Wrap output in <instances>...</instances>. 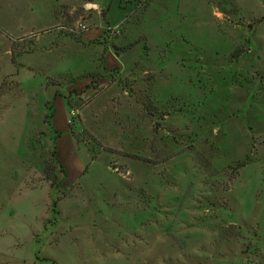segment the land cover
<instances>
[{
  "label": "rangeland",
  "instance_id": "374dc122",
  "mask_svg": "<svg viewBox=\"0 0 264 264\" xmlns=\"http://www.w3.org/2000/svg\"><path fill=\"white\" fill-rule=\"evenodd\" d=\"M92 1L0 0V264H264V0Z\"/></svg>",
  "mask_w": 264,
  "mask_h": 264
},
{
  "label": "crops",
  "instance_id": "0c3cea01",
  "mask_svg": "<svg viewBox=\"0 0 264 264\" xmlns=\"http://www.w3.org/2000/svg\"><path fill=\"white\" fill-rule=\"evenodd\" d=\"M141 1L142 0H118L117 2H116V0H110V3L109 4H107V7H103V8H101V10H99V8H100V6H99V3H97V2H95V1H92V2H90L92 5H95L96 6V8H93L94 10H97V11H99V13L106 19V16L108 17V11H109V9L111 8L112 10H110V12H109V14L111 15V13L113 12V11H116L115 12V15H112V19L109 17V19H106V27H108V28H115V27H117L122 21H124L125 19H126V17H127V15L128 14H130L135 8H137V6L138 5H140V3H141ZM105 9V10H104ZM124 9H128V12L127 11H124V14L125 15H123V17H121L120 19H119V16H117V12H119V14H120V11H122V10H124ZM131 11V12H130ZM130 12V13H129ZM102 13H104V14H102ZM128 13V14H127ZM114 19H117V21L115 22V23H112L113 21L112 20H114ZM81 37V40L83 41V42H86V41H89V40H91V39H88L87 40V38H84V37H82V35L80 36ZM84 40H86V41H84ZM79 45H80V43H79ZM113 52H114V54L116 55V56H118V53H116L114 50H113ZM114 60V59H113ZM92 61V63L94 62L93 60H91ZM115 62V61H114ZM116 63H114V65H112L111 63H110V61L109 60H105L104 61V66L106 67V68H111L112 66H118V65H115ZM89 84V83H88ZM87 85V84H86ZM85 85V86H86ZM84 86V87H85ZM54 98V97H53ZM52 101L50 102V105L52 106ZM69 106V105H68ZM70 110H71V108H70ZM51 124H52V126H53V129L58 133V134H60V132L55 128V126H54V124L51 122ZM57 146V145H56ZM56 152H57V147H56Z\"/></svg>",
  "mask_w": 264,
  "mask_h": 264
},
{
  "label": "trees",
  "instance_id": "16d2710c",
  "mask_svg": "<svg viewBox=\"0 0 264 264\" xmlns=\"http://www.w3.org/2000/svg\"><path fill=\"white\" fill-rule=\"evenodd\" d=\"M102 14H104V13H102ZM128 46V45H127ZM127 46H124L123 48L125 49V48H127ZM114 48H115V52L116 53H118V51H119V49H117V47H115L114 46ZM122 48V49H123ZM121 49V48H120ZM74 91V90H73ZM65 98H66V101H67V104L69 105V106H71V101L69 100V99H67V96H65ZM53 157H54V159H57L56 158V149H55V151H53ZM56 161H58V159L56 160ZM60 168H61V170L64 172V174H65V171L63 170V168L61 167V165H60ZM50 171V170H49ZM47 179L50 181V184H53L54 183V181H56V176H55V174L54 173H52L51 172V174H48L47 175ZM57 184L59 183V182H56ZM55 183V184H56ZM55 204V203H54Z\"/></svg>",
  "mask_w": 264,
  "mask_h": 264
},
{
  "label": "built area",
  "instance_id": "2783aa9c",
  "mask_svg": "<svg viewBox=\"0 0 264 264\" xmlns=\"http://www.w3.org/2000/svg\"><path fill=\"white\" fill-rule=\"evenodd\" d=\"M91 5H92V4H91ZM81 28H82V30H83V29H85V26H84V25H81ZM71 113H72V112H71Z\"/></svg>",
  "mask_w": 264,
  "mask_h": 264
}]
</instances>
